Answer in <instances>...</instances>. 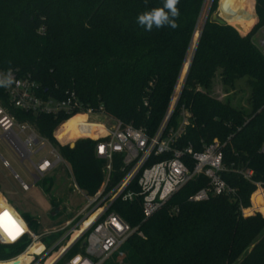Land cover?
I'll list each match as a JSON object with an SVG mask.
<instances>
[{"label":"trees","instance_id":"1","mask_svg":"<svg viewBox=\"0 0 264 264\" xmlns=\"http://www.w3.org/2000/svg\"><path fill=\"white\" fill-rule=\"evenodd\" d=\"M219 1H211L205 21L207 0H180L178 28L146 31L137 16L162 6L163 0H0V72L11 68L30 76L46 98L62 100L74 91L85 106L95 109L102 104L107 117L144 128L150 135L166 115L201 27L170 126L176 127L182 109H187L190 118L181 146L201 151L215 140L224 144V165L232 172L223 179L237 190V198L191 202V196L208 187V180L200 177L145 223L139 202H115L111 210L131 228L139 227L121 249L128 252L127 264H264V216L245 218L240 211L241 205L250 207L257 188L236 172L251 169L253 181L264 184V56L253 41L264 26V0H222L221 7L226 3L244 20L241 30L212 22ZM216 77L233 90L244 82L250 110L215 98ZM0 103L19 123L33 125L59 149L84 193L92 196L100 189L103 163L95 156L96 142L81 139L71 147L53 136L64 124L60 140L93 137L94 130L84 127L85 117L20 111L9 103L4 88ZM51 189L45 185L47 193ZM253 203L264 213L261 190ZM4 205L2 198L0 208ZM171 208L178 213L171 214ZM27 219L31 231L40 235L39 223ZM87 235L68 251L66 260L85 254ZM29 242L0 245V261L21 255ZM42 249L37 243L18 259L0 264H29L30 255Z\"/></svg>","mask_w":264,"mask_h":264},{"label":"built area","instance_id":"2","mask_svg":"<svg viewBox=\"0 0 264 264\" xmlns=\"http://www.w3.org/2000/svg\"><path fill=\"white\" fill-rule=\"evenodd\" d=\"M199 31L198 36L201 35V30ZM260 33L258 48L264 56V26ZM12 72L18 83L4 88L9 103L20 111L35 115L65 114L86 117L84 123L95 126L94 137L84 136L75 140L67 137L65 145L74 146L75 142L81 139L93 140L96 142L95 156L103 163L102 186L94 195L86 194L87 206L70 223L71 225L77 222V226L69 234H62L55 240L51 250L44 245L46 243L44 239L48 236L32 232L28 224L8 205L5 204L0 208V244L18 245L30 241L23 254L35 244H41L43 249L39 253L30 255L29 264H48L53 257L55 259L51 264H108L121 251L129 238L139 230V227L131 228L117 212L111 210L117 201L139 202L143 213L142 223H145L162 210L186 185L200 177L208 180V187L191 196V202L201 203L211 197L221 196L237 198V190L231 188L223 179V174L232 172L224 165V144L215 140L204 144L201 151H197L191 145L181 146V137L190 118L187 109H182L178 125L170 126L186 81V74L183 79L182 75L180 76L165 117L155 133L150 135L144 128H135L107 117L102 104L95 109L85 106L74 91L67 92L62 100L46 98L41 94L40 85L30 76L19 75L17 71ZM89 119H103V121L89 123ZM63 125L53 134L61 145L58 133ZM0 139L22 165L31 167L29 173L37 182L61 166L69 168L72 174L59 149L49 139L41 136L33 125L19 123L1 103ZM46 149L48 155L34 162V157ZM262 152L264 154V145ZM3 165L11 170L7 161L3 160ZM236 172L245 180L255 184L257 188L255 193L261 190L264 195V184L253 181V170L244 168ZM15 177L19 178L17 174ZM22 187L26 191L30 189V186L24 183ZM254 194L251 197L250 207L240 206L241 214L245 218L255 214L264 216L262 211L255 210ZM178 211L176 208L170 210L171 214H177ZM5 212L8 213L7 217L3 215ZM88 222L89 226L83 229ZM17 229H19L18 235H16ZM75 231L81 233L70 243V236ZM10 232L16 235L15 239L9 235ZM87 233L85 254L79 253L66 260L68 251Z\"/></svg>","mask_w":264,"mask_h":264},{"label":"rangeland","instance_id":"3","mask_svg":"<svg viewBox=\"0 0 264 264\" xmlns=\"http://www.w3.org/2000/svg\"><path fill=\"white\" fill-rule=\"evenodd\" d=\"M211 1L212 0H207L205 13L203 14L204 20H206L208 11H210ZM221 2L222 0L219 1V7L215 15L223 19L227 24L242 28L245 25L244 20L237 17L226 3H223L221 7ZM199 30H201V27ZM199 30L192 41L188 59L183 67L182 79L186 74L188 62L194 53L196 41L200 37L198 36V33H200ZM260 37L261 33L259 32L253 38L257 46ZM249 94V89L244 82L238 83L236 89L233 90L230 87L224 86L219 77H216L212 89V95L215 98L223 102L230 100L233 105L243 107L245 110H250L248 104ZM98 121L102 122L103 119H89V123H96ZM58 128L55 131H58ZM0 155V191L8 200L12 198V206L25 222L28 221L27 218H31L39 223L38 234L57 231L65 225L67 220L74 218L87 206L88 201L86 194L77 186L73 174L70 173L69 168H66V166L57 168L47 177L35 183L34 178L29 173L31 172V167L29 165H22L1 139ZM47 155L48 149L36 155L33 160L34 162H38L41 157L44 158ZM3 160L9 163L11 170L4 167ZM67 165L70 167L68 163ZM14 173L18 175L19 179L15 178ZM53 173L54 175L51 176ZM21 182L27 185L34 184V186L30 191L25 192L22 189ZM45 185L52 186L51 193L46 192ZM57 214L59 215L54 216ZM76 226L77 222L72 223L65 228L63 234H69ZM54 238H56V236ZM54 238L50 236L46 239V243L44 241V245L47 249L50 248L51 250L54 241L59 239L58 237L56 239ZM19 256L16 255L12 259L2 260L0 262L11 261ZM127 257L128 252L123 249L109 263L127 264Z\"/></svg>","mask_w":264,"mask_h":264},{"label":"clouds","instance_id":"4","mask_svg":"<svg viewBox=\"0 0 264 264\" xmlns=\"http://www.w3.org/2000/svg\"><path fill=\"white\" fill-rule=\"evenodd\" d=\"M179 3L180 0H163L162 6L140 13L136 18L137 23L146 31H152L154 27L160 29L165 26L176 29L179 27L177 23L180 16ZM15 83L18 81L15 80L11 68L6 72H0V88H9Z\"/></svg>","mask_w":264,"mask_h":264},{"label":"crops","instance_id":"5","mask_svg":"<svg viewBox=\"0 0 264 264\" xmlns=\"http://www.w3.org/2000/svg\"><path fill=\"white\" fill-rule=\"evenodd\" d=\"M230 25V24H229ZM232 26H234V25H232ZM235 27V26H234ZM236 28H238V27H236ZM239 29V28H238ZM239 30H241V29H239ZM61 142H62V145H64L65 143H67V137L66 138H64L63 140H61ZM63 142H65V143H63ZM42 159V157L39 159V160H41ZM55 171V170H54ZM53 172V171H52ZM51 172V173H52ZM54 175V173L51 175V176H53ZM14 176H15V174H14ZM16 178V177H15ZM17 179H19V178H17ZM35 180V179H34ZM37 181H35V183H36ZM22 183L23 182H21V185H22ZM25 184V183H24ZM27 185V184H26ZM28 186H30V189L28 190V191H30L31 190V188L34 186V184L33 185H28ZM22 189H23V187H22ZM80 190V189H79ZM23 191H25V192H28V191H26V190H24L23 189ZM51 191H52V189H51ZM51 193V192H50ZM86 194V193H85ZM0 198L2 199H4V201H5V204L6 205H8V207L9 208H11L18 216H20L18 213H17V211H16V209L12 206V198H10V200H8L7 198H5V196L3 195V193L0 191ZM59 214H57V215H54V216H58ZM75 218V217H74ZM74 218H72V219H70V220H67L66 221V223H65V225L63 226V227H61L60 229H58L57 231H54V232H48V233H46V234H40V235H46V236H48V237H55V236H57V235H62L63 234V232L65 231V228L66 227H68L69 225H70V223L74 220ZM27 223V222H26ZM62 233V234H61ZM47 237V238H48ZM46 238V239H47ZM59 238V237H58ZM57 240V239H56ZM45 241V240H44Z\"/></svg>","mask_w":264,"mask_h":264},{"label":"water","instance_id":"6","mask_svg":"<svg viewBox=\"0 0 264 264\" xmlns=\"http://www.w3.org/2000/svg\"><path fill=\"white\" fill-rule=\"evenodd\" d=\"M208 19V15H207V18H206V20ZM205 20V21H206ZM212 22H214V23H217V24H220V25H226L227 23L223 20V19H221L220 17H218L217 15H213L212 16ZM239 28V27H238ZM240 29V28H239ZM201 36V35H200ZM199 39H200V37L198 38V40L196 41V44H195V49H194V53L192 54V57H191V59L189 60V62H188V66H187V70H186V78H187V75H188V73H189V70H190V68H191V65H192V62H193V58H194V55H195V51H196V48H197V45H198V42H199ZM73 146V145H72ZM74 147V146H73Z\"/></svg>","mask_w":264,"mask_h":264},{"label":"bare ground","instance_id":"7","mask_svg":"<svg viewBox=\"0 0 264 264\" xmlns=\"http://www.w3.org/2000/svg\"><path fill=\"white\" fill-rule=\"evenodd\" d=\"M80 116V115H79ZM84 117V116H83ZM85 120H86V117H85V119L83 120V122H85ZM84 127L85 128H88V129H93L94 130V128H95V126L93 127L92 125H87V124H85L84 123ZM90 137V136H89ZM93 137H94V135H93ZM89 222L88 223H86L84 226H83V229H85V228H87L88 226H89ZM80 231H75V232H73L72 233V235L70 236V243H72L73 241H75L78 237H79V235H80ZM54 259H55V257H53V258H51L50 260H49V262H48V264H51L53 261H54Z\"/></svg>","mask_w":264,"mask_h":264},{"label":"snow or ice","instance_id":"8","mask_svg":"<svg viewBox=\"0 0 264 264\" xmlns=\"http://www.w3.org/2000/svg\"><path fill=\"white\" fill-rule=\"evenodd\" d=\"M3 215H4L5 217H7V216H8V213L5 212ZM18 234H19V229H17V232H16V235H18ZM9 235L12 237V239H15V238H16V235H13L11 232L9 233Z\"/></svg>","mask_w":264,"mask_h":264}]
</instances>
